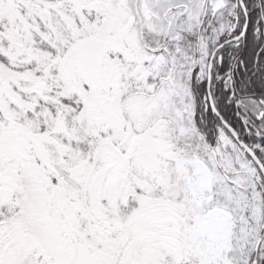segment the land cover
<instances>
[{
	"label": "snow or ice",
	"instance_id": "6c2138e0",
	"mask_svg": "<svg viewBox=\"0 0 264 264\" xmlns=\"http://www.w3.org/2000/svg\"><path fill=\"white\" fill-rule=\"evenodd\" d=\"M0 264H264V0H0Z\"/></svg>",
	"mask_w": 264,
	"mask_h": 264
}]
</instances>
